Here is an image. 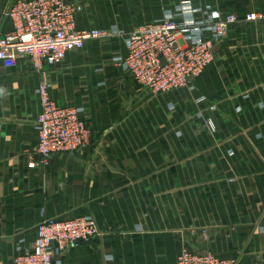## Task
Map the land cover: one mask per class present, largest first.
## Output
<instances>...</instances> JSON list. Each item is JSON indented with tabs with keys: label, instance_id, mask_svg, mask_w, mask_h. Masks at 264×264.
<instances>
[{
	"label": "crops",
	"instance_id": "1",
	"mask_svg": "<svg viewBox=\"0 0 264 264\" xmlns=\"http://www.w3.org/2000/svg\"><path fill=\"white\" fill-rule=\"evenodd\" d=\"M11 1L0 0V37ZM66 1L82 8L77 30L118 35L44 65L50 98L83 108L90 130L86 148L45 163L34 153L40 74L25 58L0 63V264L29 249L44 220L79 216L104 236L55 264H176L182 249L264 264V19L245 20L264 17V0H190L196 12L239 21L190 88L163 95L114 59L126 56L128 34L180 0ZM197 114L216 132L196 129Z\"/></svg>",
	"mask_w": 264,
	"mask_h": 264
},
{
	"label": "built area",
	"instance_id": "2",
	"mask_svg": "<svg viewBox=\"0 0 264 264\" xmlns=\"http://www.w3.org/2000/svg\"><path fill=\"white\" fill-rule=\"evenodd\" d=\"M191 9V2L183 0L168 18L128 34L127 54L124 58L115 57V64L155 95L190 88L213 61L215 46L226 38L230 26L239 21L233 14L220 17L209 9L196 18ZM81 10L79 5L66 0H12L6 11L11 29L0 37V63L11 69L20 58H25L41 77L36 90L41 109L34 149L41 163L52 155L86 148L90 140L83 108L60 106L50 98L51 84L44 77V65L57 66L86 42L118 35L104 29L77 30L76 17ZM262 19V15L254 13L245 17L248 22ZM192 31L199 33V40L190 38ZM182 33L189 38L182 40ZM28 168H35V162L28 164ZM103 236L91 217L44 220L36 228L33 245L15 255L12 264H55L56 254ZM176 264L242 263L236 258L182 249Z\"/></svg>",
	"mask_w": 264,
	"mask_h": 264
},
{
	"label": "rangeland",
	"instance_id": "3",
	"mask_svg": "<svg viewBox=\"0 0 264 264\" xmlns=\"http://www.w3.org/2000/svg\"><path fill=\"white\" fill-rule=\"evenodd\" d=\"M183 0H180L179 2H177V3H175V4H173V5H171V6H169V7H165V9H164V11H163V18H168L171 14H172V12L173 11H175V7L180 3V2H182ZM190 1V0H189ZM191 2V1H190ZM191 5H192V8L193 9H191L192 11H193V13L195 14V17L196 18H199V16L201 15V13H202V11L201 12H196V10L194 9V7H193V3L191 2ZM180 20H182V19H180ZM116 32V31H115ZM189 35H190V38L191 39H197V40H199V38H198V36H199V33L198 32H195V31H192V32H190L189 33ZM185 37H188L187 36V34L185 35V34H183L182 33V35H181V39L183 40V39H185L186 40V38ZM189 38V37H188ZM227 39V37L224 39V40H222L219 44H217L216 46H215V51H216V48L223 42V41H225ZM234 43L233 42H229V45H233ZM215 58V57H214ZM213 61H214V59H213ZM213 61L208 65V67L213 63ZM203 74H204V72H203ZM202 74V75H203ZM201 75V76H202ZM200 76V77H201ZM163 95V94H162ZM214 108H210V110H213ZM194 121H195V127H196V129H199V130H202V131H205V132H211V133H214V132H216V130H217V128H216V125H215V123H214V121L210 118H205V117H203V116H199L198 114H197V116H195V118H194ZM229 156H233V153L231 152V153H229ZM19 253V252H18ZM194 253H200V254H202L201 252H194ZM203 253H211V252H203ZM211 254H213V253H211ZM213 255H215V254H213ZM216 256V255H215Z\"/></svg>",
	"mask_w": 264,
	"mask_h": 264
}]
</instances>
